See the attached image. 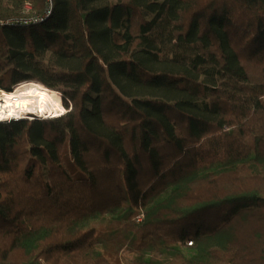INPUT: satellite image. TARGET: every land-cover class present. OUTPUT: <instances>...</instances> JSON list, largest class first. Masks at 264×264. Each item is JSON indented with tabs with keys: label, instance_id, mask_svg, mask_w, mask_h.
Wrapping results in <instances>:
<instances>
[{
	"label": "trees",
	"instance_id": "1",
	"mask_svg": "<svg viewBox=\"0 0 264 264\" xmlns=\"http://www.w3.org/2000/svg\"><path fill=\"white\" fill-rule=\"evenodd\" d=\"M23 82L67 112L0 123V264H264V0H0Z\"/></svg>",
	"mask_w": 264,
	"mask_h": 264
},
{
	"label": "bare ground",
	"instance_id": "2",
	"mask_svg": "<svg viewBox=\"0 0 264 264\" xmlns=\"http://www.w3.org/2000/svg\"><path fill=\"white\" fill-rule=\"evenodd\" d=\"M59 94L35 82L20 83L16 89L0 100V122L9 118H24L32 113L40 117L58 116L61 107Z\"/></svg>",
	"mask_w": 264,
	"mask_h": 264
},
{
	"label": "rangeland",
	"instance_id": "3",
	"mask_svg": "<svg viewBox=\"0 0 264 264\" xmlns=\"http://www.w3.org/2000/svg\"><path fill=\"white\" fill-rule=\"evenodd\" d=\"M17 86H19V84ZM16 87L14 89H12V92L16 89ZM55 93L59 94L58 92H55ZM5 94H8V93H5L4 91L0 90V100H2L4 98V95ZM59 96H60V99H61V95L60 94H59ZM60 101H61V107L64 109V112H61L60 114H58V116H53V117H48V118L45 117V118H43V117L37 116L36 114L28 113V114L25 115L24 118H19V119L9 118V119H7L5 121H2L0 123L11 122V121H14V122L15 121H18V122L19 121H32V120H35V119H38V120H47V119L58 118V117L64 115L67 112V110H65V108L63 107L62 99ZM212 152H213V150H212ZM212 152H210V153H212ZM182 252H183V254L186 257H189V256H191L193 254V251H191L190 249H186V248H183L182 249ZM131 257H132L131 254H129L127 251H123L122 252V259L123 260H121V264H128V262L131 260Z\"/></svg>",
	"mask_w": 264,
	"mask_h": 264
},
{
	"label": "built area",
	"instance_id": "4",
	"mask_svg": "<svg viewBox=\"0 0 264 264\" xmlns=\"http://www.w3.org/2000/svg\"><path fill=\"white\" fill-rule=\"evenodd\" d=\"M49 8H50V6H49ZM49 14H50V9L45 13V17H47V16H49ZM42 19H40V20H36L35 22H38V21H41ZM190 245V243L188 244V246Z\"/></svg>",
	"mask_w": 264,
	"mask_h": 264
}]
</instances>
